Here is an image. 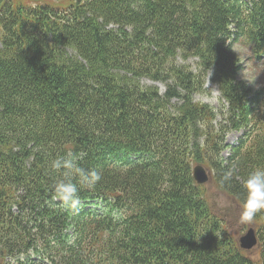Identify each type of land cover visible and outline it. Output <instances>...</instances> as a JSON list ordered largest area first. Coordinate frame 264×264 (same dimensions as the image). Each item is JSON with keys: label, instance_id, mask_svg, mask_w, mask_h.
Instances as JSON below:
<instances>
[{"label": "trees", "instance_id": "obj_1", "mask_svg": "<svg viewBox=\"0 0 264 264\" xmlns=\"http://www.w3.org/2000/svg\"><path fill=\"white\" fill-rule=\"evenodd\" d=\"M9 1L0 0V259L264 264V213L253 255L191 172L202 133L213 182L238 203L244 177L264 167V90L239 78L232 48L245 38L264 57V0ZM206 78L217 112L193 101ZM140 79L163 83V94ZM233 130L242 133L229 143ZM69 151L101 174L80 190L77 215L52 201L60 173L50 163Z\"/></svg>", "mask_w": 264, "mask_h": 264}, {"label": "rangeland", "instance_id": "obj_2", "mask_svg": "<svg viewBox=\"0 0 264 264\" xmlns=\"http://www.w3.org/2000/svg\"><path fill=\"white\" fill-rule=\"evenodd\" d=\"M71 1L75 2L77 0H10L9 3L12 4V6L22 4L23 2L31 3L33 5L47 3L63 7ZM59 10L61 11L62 9ZM232 48L237 53L242 65L239 78L243 79L253 90H264V57L257 58L252 52V45L245 38L238 39L235 43H233ZM67 51L69 54L76 55L70 48H68ZM176 60L179 61V58H176ZM187 62L192 64L193 59H189ZM250 80L252 81L251 83L248 82ZM140 82H143L146 85L158 86L161 94H163L165 90L163 83L158 81H153L151 79H140ZM204 85L205 86H203L201 91L193 95V101L203 105H208L217 112L221 107L222 102L220 99V93L216 89V85L211 82L210 79L206 78ZM173 101L175 102L174 99ZM178 101L181 102V100H176V102ZM212 124L213 131L218 132L223 126V119L218 116L213 120ZM240 133L242 132H239L238 130L230 131L227 135V141L229 143H235L239 139ZM206 140V135L202 133L198 141L200 152H196L195 158L193 160V166L196 164H202L212 174L213 171L210 168L211 158L207 155V152H210V150L208 149L209 146L206 143ZM211 180L204 183L205 193L207 194L208 201L211 208L222 218L224 225L229 229L234 238L238 240V238L243 235L248 228H254L256 231L257 224L255 220L251 224L240 225L238 223L237 217L239 203L235 201L229 194L219 190L213 180ZM223 201H228V203H225L224 206L221 207L220 203ZM257 235L258 231H256V236ZM260 246L261 245L257 242L256 246L253 249H250L249 252L253 255H257V249L260 248ZM0 264H5V260L0 259Z\"/></svg>", "mask_w": 264, "mask_h": 264}, {"label": "clouds", "instance_id": "obj_3", "mask_svg": "<svg viewBox=\"0 0 264 264\" xmlns=\"http://www.w3.org/2000/svg\"><path fill=\"white\" fill-rule=\"evenodd\" d=\"M85 155L84 152L77 154L69 151L50 163L51 169L60 173L52 185V201L58 202L66 210H71L74 215L79 214L84 206L79 195L80 190H92L101 180L98 170L85 169L78 164ZM234 176V169L226 171L220 182L230 184ZM242 188L244 194L238 205L237 219L240 225H245L251 224L258 214L264 213V167H257L248 172L243 179ZM225 203L228 201L221 202L220 206Z\"/></svg>", "mask_w": 264, "mask_h": 264}, {"label": "water", "instance_id": "obj_4", "mask_svg": "<svg viewBox=\"0 0 264 264\" xmlns=\"http://www.w3.org/2000/svg\"><path fill=\"white\" fill-rule=\"evenodd\" d=\"M192 174L194 179L198 182H205L200 179L207 180L209 178L206 169L199 164L193 167ZM238 241L241 248L250 249L256 241L255 230L253 228H249L245 234L239 237Z\"/></svg>", "mask_w": 264, "mask_h": 264}, {"label": "bare ground", "instance_id": "obj_5", "mask_svg": "<svg viewBox=\"0 0 264 264\" xmlns=\"http://www.w3.org/2000/svg\"><path fill=\"white\" fill-rule=\"evenodd\" d=\"M201 166H203V165H201ZM193 167L194 166H192V170H193ZM203 167H205V166H203ZM206 168V167H205ZM207 169V168H206ZM192 172V171H191ZM192 177H193V174H192ZM193 180L197 183V184H199V185H204V183H206V182H208L209 180H211V177H209L207 180H203V179H200V180H202V181H205V182H198V181H196L195 179H194V177H193ZM212 181V180H211ZM256 244H257V241H255V244L253 245L254 247L256 246Z\"/></svg>", "mask_w": 264, "mask_h": 264}]
</instances>
